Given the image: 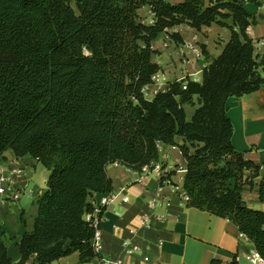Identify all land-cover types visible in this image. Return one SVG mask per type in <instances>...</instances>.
I'll return each mask as SVG.
<instances>
[{
    "label": "trees",
    "instance_id": "trees-1",
    "mask_svg": "<svg viewBox=\"0 0 264 264\" xmlns=\"http://www.w3.org/2000/svg\"><path fill=\"white\" fill-rule=\"evenodd\" d=\"M246 2L259 5L0 0V159L11 150L49 170L47 187L35 201L33 228L18 242V262L0 230V264H50L72 253L80 263L98 262L92 198L113 190L107 166L139 171L159 161V142L178 147L186 160L187 205L231 220L264 258V211L248 207L242 197L260 166L234 148L226 106L229 97L253 93L264 82V59L247 33L255 20ZM144 6L154 13L152 24L138 21ZM213 23L231 36L203 68L201 81L187 78L186 89L183 81L168 82L148 99L144 88L161 70L152 60V42L175 25L200 30ZM194 98L198 106L187 120L184 104ZM259 194L264 199V182Z\"/></svg>",
    "mask_w": 264,
    "mask_h": 264
},
{
    "label": "crops",
    "instance_id": "crops-1",
    "mask_svg": "<svg viewBox=\"0 0 264 264\" xmlns=\"http://www.w3.org/2000/svg\"><path fill=\"white\" fill-rule=\"evenodd\" d=\"M166 1L177 4L183 0ZM258 1L259 5L252 2L245 4L246 11L255 20L247 28L253 41L264 37V0ZM138 21L147 25L153 23L154 13L150 6L139 9ZM172 34H176V39H173ZM230 36L227 27L216 23L203 26L200 30L187 24L175 25L160 33L152 42V60L160 65L159 73L167 76V82L183 76L200 82L203 68L221 54ZM167 38L170 42L165 45ZM188 42L199 47L201 55L196 56L192 51L183 54L180 47ZM202 45H205L206 54L202 51ZM254 49L264 59V47ZM260 71L264 78V60ZM157 91L154 83L144 88L148 99H152L159 92ZM189 105L198 106L197 99L194 98L193 103L184 104L185 112ZM226 106L227 116L233 124L234 148L245 152L247 159L260 166V174L254 179V185L243 187V200L248 207L264 211V199L259 194L260 185L264 182V82L253 93L229 97ZM178 142H182L181 138ZM159 151V162L164 172L162 177L154 170L141 176L138 171L120 163L107 166V173L113 183L112 191H119L121 188L124 190L115 202L102 210L99 221L102 233L101 254L109 257L122 256L123 242L132 240L142 247V252L123 257L135 264H246L247 255L256 249L255 245L249 239L239 237L241 232L231 220L189 207L188 202L183 201L179 194V190L183 189L186 171L180 172L178 169H186L185 158L176 146L159 142ZM38 165L43 166L32 157H16L11 150L5 151L4 158L0 159V169L22 167L26 170L24 174L14 177L15 187H33L38 193L32 196L8 193L0 201V230L6 233L8 254L15 263L20 259L18 242L24 232L31 231L34 225L37 214L35 201L47 187L49 174L40 181L36 177ZM103 196V193H95L92 198L95 217ZM124 196L128 197L127 202L122 201ZM22 200H25L24 203H21ZM153 200L157 203L155 208L151 206ZM145 216L148 217L150 226L139 229L140 221ZM131 229H137V232L131 233ZM78 262V254L72 253L50 264Z\"/></svg>",
    "mask_w": 264,
    "mask_h": 264
},
{
    "label": "built area",
    "instance_id": "built-area-1",
    "mask_svg": "<svg viewBox=\"0 0 264 264\" xmlns=\"http://www.w3.org/2000/svg\"><path fill=\"white\" fill-rule=\"evenodd\" d=\"M244 1H248V0H244ZM170 42V39L167 38L165 40V45H168V43ZM254 47L255 48H261L264 47V37L260 38V39H256L253 41ZM181 52L183 54L187 53L188 51H192L196 56L201 55V49L199 47H197L194 43L192 42H188L185 44H182L181 47ZM159 75L160 73H156L152 80V83H155L157 90L160 91H165L167 89V84L168 82L166 81H159ZM187 76H183L180 79H178V81H183L182 83V88L186 89L187 87ZM190 79V78H189ZM162 80H166L165 77H163ZM157 91V92H158ZM157 171L159 172V175L162 177L164 176V172H163V167L161 166L159 161L156 162H150L148 164H145L141 167V169L138 171L140 173V175H144L150 171ZM178 171H186V169H178ZM26 172V170L22 167H17L14 169H10V170H4V169H0V201L3 199V197L5 195H7L8 193H14L17 196H21L24 194H28L30 196L38 194L37 190L32 188L29 189H25V188H17L15 187V182H14V177L17 175H21L24 174ZM175 189H177V191L179 190L178 187L176 186ZM124 188H121L119 191H111L107 194H104L103 198L100 201V205L101 207L96 209V212H101L103 210L104 207L109 206L110 204H112L113 202H115V200L120 196V194L123 192ZM160 192H158L157 195H159ZM179 194L181 195L183 201L188 202L189 201V196L188 194L185 192L184 189L179 190ZM128 197L124 196L122 197V201L127 202ZM156 200H153L151 203V206L153 208L156 207ZM90 215H88V220L90 219ZM99 221L100 218H98L97 216L94 218V236H93V246L96 252L101 253V249H102V233H101V229L99 227ZM150 226V222L147 216L142 217L141 221H140V225H139V229H144ZM131 233H136L137 229H131L130 230ZM239 237L241 239H245L248 240V237L244 234V233H240ZM142 252V247L140 245H138L137 243L133 242L132 240H125L123 242L122 245V256H115V257H109V256H104L101 255L100 259L98 260L97 264H135L134 262H128L124 259L123 255H127V256H135L137 254H140ZM246 264H264V258L261 256V254L258 252V250H253L251 253H249L247 255V263Z\"/></svg>",
    "mask_w": 264,
    "mask_h": 264
},
{
    "label": "rangeland",
    "instance_id": "rangeland-1",
    "mask_svg": "<svg viewBox=\"0 0 264 264\" xmlns=\"http://www.w3.org/2000/svg\"><path fill=\"white\" fill-rule=\"evenodd\" d=\"M227 21H229V20H227ZM163 77H165L166 78V80H162L163 79ZM167 76H165V74H160L159 75V81H166L167 82ZM155 84V83H154ZM196 106L197 105H193V106H191V105H189V106H187L186 107V113H187V119H190L191 118V116H192V114H193V111H194V109L196 108ZM48 174H49V171L46 169V168H44L43 166H41V165H38V172H37V178L38 179H41L40 181H42L43 179H46L47 178V176H48ZM39 184V183H38ZM41 185V184H40ZM43 187L45 186V185H42ZM24 201L25 200H22L21 201V203H24ZM29 205H31V201H30V203H29ZM87 263H90V262H86V263H80V262H78V264H87Z\"/></svg>",
    "mask_w": 264,
    "mask_h": 264
}]
</instances>
